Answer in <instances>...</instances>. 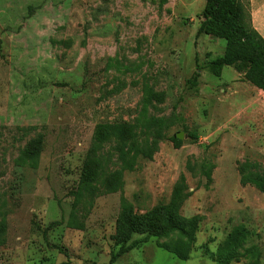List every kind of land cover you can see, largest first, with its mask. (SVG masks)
Here are the masks:
<instances>
[{
    "label": "rangeland",
    "instance_id": "rangeland-1",
    "mask_svg": "<svg viewBox=\"0 0 264 264\" xmlns=\"http://www.w3.org/2000/svg\"><path fill=\"white\" fill-rule=\"evenodd\" d=\"M204 5L0 0V264H217L237 227L248 235L230 264H264V192L249 181L264 179V94L229 65L188 82L226 46L197 35ZM101 123L133 137L97 146ZM175 200L198 221L187 260L152 238L110 262L126 203Z\"/></svg>",
    "mask_w": 264,
    "mask_h": 264
},
{
    "label": "trees",
    "instance_id": "trees-1",
    "mask_svg": "<svg viewBox=\"0 0 264 264\" xmlns=\"http://www.w3.org/2000/svg\"><path fill=\"white\" fill-rule=\"evenodd\" d=\"M204 1L203 20L197 35L207 34L224 39L226 46L222 55L212 58L204 66L196 60L194 76L188 82L194 84L200 78L201 71L205 69L220 77L224 66L229 65L242 75L244 81L264 91V37L253 26L247 5L242 0ZM191 135L194 139H198L196 133ZM132 137V127L125 123H101L95 130L93 143L101 146L112 139L126 142ZM171 140L179 147L180 140L177 135L172 136ZM42 148V137L30 142L23 151L22 164L30 161L29 164L35 166ZM148 157H152L150 151ZM121 159L129 168L132 167L133 161L128 158L126 152H122ZM249 181L264 192V179L250 178ZM81 193V189L76 190V200ZM197 228L198 221L195 216L186 218L178 214L176 200L144 213L135 212L133 207L126 203L117 219L116 231L113 235L115 248L111 251L110 262L113 263L121 255L140 248L152 238L157 239L158 247L178 259L187 260L194 246ZM136 234L142 236L135 237ZM247 235L248 232L244 227L235 228L219 248L217 264L240 261L243 256L240 248Z\"/></svg>",
    "mask_w": 264,
    "mask_h": 264
},
{
    "label": "crops",
    "instance_id": "crops-1",
    "mask_svg": "<svg viewBox=\"0 0 264 264\" xmlns=\"http://www.w3.org/2000/svg\"><path fill=\"white\" fill-rule=\"evenodd\" d=\"M250 7V13L253 26L264 37V0H247ZM263 92L264 91L260 90Z\"/></svg>",
    "mask_w": 264,
    "mask_h": 264
},
{
    "label": "water",
    "instance_id": "water-1",
    "mask_svg": "<svg viewBox=\"0 0 264 264\" xmlns=\"http://www.w3.org/2000/svg\"><path fill=\"white\" fill-rule=\"evenodd\" d=\"M177 136H178L179 138H182V137H183L182 133H178Z\"/></svg>",
    "mask_w": 264,
    "mask_h": 264
}]
</instances>
